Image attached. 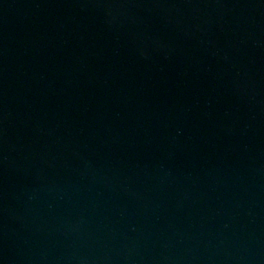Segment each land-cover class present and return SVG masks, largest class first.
<instances>
[{
  "label": "water",
  "instance_id": "water-1",
  "mask_svg": "<svg viewBox=\"0 0 264 264\" xmlns=\"http://www.w3.org/2000/svg\"><path fill=\"white\" fill-rule=\"evenodd\" d=\"M0 264H264V0H0Z\"/></svg>",
  "mask_w": 264,
  "mask_h": 264
}]
</instances>
